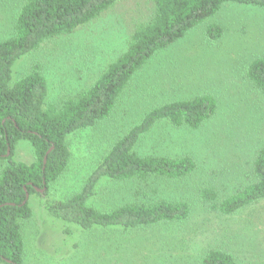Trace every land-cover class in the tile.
I'll return each instance as SVG.
<instances>
[{
  "label": "rangeland",
  "instance_id": "rangeland-1",
  "mask_svg": "<svg viewBox=\"0 0 264 264\" xmlns=\"http://www.w3.org/2000/svg\"><path fill=\"white\" fill-rule=\"evenodd\" d=\"M23 2L0 0V41L12 34ZM120 2L72 34L44 42L17 60L12 82L37 65L48 85L47 102L57 103L88 88L125 51V19L143 13L135 9L124 14L135 0ZM211 25L220 28L216 40L206 34ZM261 57L264 11L233 3H224L204 23L154 53L131 78L106 120L67 137L70 158L65 172L48 186L46 195L29 198L31 218L19 221L23 264H200L210 250L231 253L236 264H264V200L230 215L215 208L254 181L253 162L264 146V99L246 70ZM205 94L215 99L217 109L200 128L175 129L160 122L134 149L140 156L190 157L193 173L177 180H104L86 203L106 212L136 201L185 202L189 215L184 221L83 230L48 215L45 205L79 192L103 155L145 114ZM15 147V162H34L28 142ZM3 165L0 162V170ZM204 190L216 193V200L204 201Z\"/></svg>",
  "mask_w": 264,
  "mask_h": 264
},
{
  "label": "trees",
  "instance_id": "trees-1",
  "mask_svg": "<svg viewBox=\"0 0 264 264\" xmlns=\"http://www.w3.org/2000/svg\"><path fill=\"white\" fill-rule=\"evenodd\" d=\"M124 1L24 0L12 34L0 41V162L5 163L0 170L1 264H23L19 221L31 218L29 198L35 194L46 195L48 186L65 172L70 158L67 137L106 120L131 78L154 53L204 23L224 3L254 6L264 11V0H139V3L135 0L125 8L124 14L135 9L143 13L137 19H125V51L109 63L88 88L57 103L47 102L48 85L37 65L12 82V67L17 60L44 42L72 34ZM206 32L214 40L221 35L220 28L213 25L208 26ZM246 77L264 99V57L250 63ZM216 109L215 99L208 94L154 108L115 141L86 177L79 192L66 201L47 203L45 211L53 219L83 230L95 227L127 230L184 221L189 215L185 202L136 201L106 212L86 203L104 180L116 183L177 180L193 173L195 164L190 157L140 156L135 146L160 122L175 129L186 127L195 131L214 116ZM20 141L28 142L33 148L35 160L29 165L12 159ZM253 175L252 183L215 206L219 213L230 215L264 200V146L256 153ZM201 197L210 202L217 198L210 190L202 191ZM200 264L236 262L231 253L210 250Z\"/></svg>",
  "mask_w": 264,
  "mask_h": 264
},
{
  "label": "water",
  "instance_id": "water-1",
  "mask_svg": "<svg viewBox=\"0 0 264 264\" xmlns=\"http://www.w3.org/2000/svg\"><path fill=\"white\" fill-rule=\"evenodd\" d=\"M48 154V153H47ZM46 158H47V156L44 158V164L46 163Z\"/></svg>",
  "mask_w": 264,
  "mask_h": 264
}]
</instances>
